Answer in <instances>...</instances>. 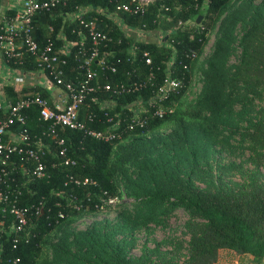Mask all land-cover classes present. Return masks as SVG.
I'll return each instance as SVG.
<instances>
[{
  "label": "trees",
  "instance_id": "1",
  "mask_svg": "<svg viewBox=\"0 0 264 264\" xmlns=\"http://www.w3.org/2000/svg\"><path fill=\"white\" fill-rule=\"evenodd\" d=\"M110 1L109 3V0H70L66 7H59L49 13L37 15L33 19L32 37L38 46L42 47L47 38L46 27L49 25L52 27L49 38L55 46L63 44L64 41L74 42L85 37V46L88 47L89 41L82 29V23L97 17L101 20L98 28L111 38V42L103 49L112 54L106 62L113 64L116 69L114 74H105L107 82L127 83L135 78L144 77L148 73V66H145L140 58L142 51L147 52L158 80L165 74V64L173 56L179 59L181 54L187 50L197 54L203 43L205 29L195 26L181 32L173 31L171 28L175 21L193 18L195 22L199 15L217 16L228 0H155L147 7L143 15L131 16L117 12V24L96 14V10L113 12L114 0ZM174 4L181 8L177 14H173L172 11ZM161 5L167 7L168 12L162 10L157 12ZM78 10L85 12L78 13L77 16H79L71 21L64 17L76 15ZM263 11L264 2L255 6L241 4L222 21L219 38L214 43L203 72V90L198 105L200 110L210 115L209 119L204 122H214L221 116V112L230 109L237 101H241L243 106L249 105L253 100V98H248L249 95L251 97L258 95L260 98L264 94ZM163 16H169L171 22L165 23ZM239 20L247 21L237 43L240 50L239 61L233 71L228 72L224 67V59L231 48L232 29ZM125 28L140 29L143 32L157 30L162 34L156 43H136L131 42L130 38L125 35ZM164 36L167 38L162 41ZM134 43L139 51L129 56L128 48ZM73 52L74 49L66 57V66L63 68L62 75L64 81H73L76 75L77 64L73 61ZM189 64L191 66L192 62ZM93 65L94 63L92 67ZM8 66L24 73L37 70L35 62L28 55H25L24 63L20 67L12 64ZM172 67L176 74L180 75L178 73L180 68L175 64ZM126 73H129V76ZM43 75L40 74L42 78ZM182 80L183 89L178 96L168 99V104L178 103L184 95L190 81L189 73H183ZM101 81L102 79L99 80L100 83ZM4 91L9 103H14L34 93H38L48 103L52 101L50 93L40 86L29 92L13 91L11 87L6 86ZM149 94L150 89L119 96L98 92L89 96L95 101L94 103L86 99L79 108L78 117L85 122L87 112L91 111L95 119L92 123L86 122V124L90 128L102 131L108 127L104 124V112L107 113L106 116L119 119L120 126L116 133L119 134V139L131 137L130 145L127 144L130 154L147 147L144 144H137L135 137L140 138L169 121L176 123V131L157 139V142L162 143L168 150L182 149L185 146L191 148L205 135L200 124H195L190 119L177 118L178 110H174L170 115L163 116L161 119L150 120L148 125L142 129L125 130L124 124L140 109L131 104L140 98L143 101L148 99ZM238 98L241 100H237ZM103 100L110 105L106 110L99 109L97 104ZM85 105L89 108L87 109ZM23 113L24 125L14 124L3 138L6 140L9 134L16 135L22 128H25L30 142L39 139L44 152L42 162L45 164V174L40 179L30 177L25 168H31V165L27 162L23 163L16 155L10 157L14 165H10L8 169L12 168L10 177L14 179L15 184L21 185V195L17 204L28 207L40 202L41 213L31 219L32 226L28 230V240L26 242L17 241L14 249L12 248L13 234L9 230L12 218L7 214L4 215L2 225H0V264H10L8 261L14 258H18L20 264H57L65 239L58 242L52 260H46L40 259L45 245L44 238L83 214L96 213L103 207L100 199L114 196L115 184L110 157L113 145L118 139L112 143H102L85 138L81 132L76 130L57 129L58 136L64 141L66 157L74 161L73 166H64L61 160L54 157L56 152L54 139L41 135L43 131H46L47 123L38 118L37 108L31 106ZM0 117H2L1 113ZM257 117L249 123L250 129H247L246 136L256 151H259L257 157L264 159V105L259 108ZM205 131L208 132L206 129ZM28 146V144L22 145V147ZM29 147L33 149L34 146L30 143ZM45 148L49 152H46ZM138 167L148 171L151 165L142 161V165ZM69 175L78 179L88 178L94 182V185L75 187L71 183H66ZM70 199L75 200L78 209L68 206ZM142 202L165 204L169 209L180 208L190 221L195 222L192 224L188 257L180 264H213L220 249L231 250L237 255H249L252 264L264 262V176L259 172L246 176L242 185L236 189L216 186L208 193L202 192L188 181L169 179L164 186H156L148 191L142 197ZM57 212L62 213V218H57ZM74 242L78 253L87 256L95 264H144L137 259L127 258L118 245L105 239H99L93 231L74 235Z\"/></svg>",
  "mask_w": 264,
  "mask_h": 264
},
{
  "label": "rangeland",
  "instance_id": "2",
  "mask_svg": "<svg viewBox=\"0 0 264 264\" xmlns=\"http://www.w3.org/2000/svg\"><path fill=\"white\" fill-rule=\"evenodd\" d=\"M260 2L264 0H228L217 16L200 15L197 25L193 18L185 20L191 24V28L198 26L205 29V34L201 49L195 54L190 67L189 85L178 103H172V112L178 110L177 118L200 124L205 135L191 148L185 146L168 150L157 139L176 131V123L169 121L140 138L135 137L137 144L147 146L137 153L130 154L128 151L131 137L118 139L110 157L115 203L103 206L96 213L83 214L65 223L60 230L52 231L44 238L40 259L52 260L58 242L65 239L57 264H95L78 253L74 242V235L93 231L99 239L118 245L129 259H137L144 264H180L188 257L192 224L195 222L190 221L180 208L146 204L142 202V197L156 186H164L169 179L188 181L208 193L216 186L236 189L246 176L254 172L264 176V159L257 157L259 151L246 136L249 123L258 118L257 112L264 105V94L260 98L249 95L248 98H253L249 105L243 106L241 101H237L230 109L221 112V116L212 121L213 124L204 122L210 115L200 110L198 105L206 60L219 38L222 21L241 4L255 6ZM180 9L179 5L174 4L173 14L179 13ZM262 15L264 17V11ZM245 22L239 20L232 29L231 48L224 59L228 72L238 64L240 50L237 43ZM124 32L131 42L136 43H156L162 34L157 30L143 32L129 28ZM6 70L8 73L5 72L4 78L11 80L16 72L14 69ZM142 161L150 163L148 171L138 167Z\"/></svg>",
  "mask_w": 264,
  "mask_h": 264
},
{
  "label": "built area",
  "instance_id": "3",
  "mask_svg": "<svg viewBox=\"0 0 264 264\" xmlns=\"http://www.w3.org/2000/svg\"><path fill=\"white\" fill-rule=\"evenodd\" d=\"M9 9L7 13H3L0 17V59L6 66L8 64L20 67L24 63L25 55L30 56L35 62L36 72L43 75V82L40 87L47 92L57 91L56 99L51 96V103H48L44 98L40 97L38 93H34L14 103H6L5 107L0 106V225H2L5 214L9 215L12 220L9 225L10 233L13 234L12 248H15L17 241L24 240L29 237V228L32 226L31 219L38 213H41V203L36 205L19 206L17 201L21 195V185H16L10 173L12 168L8 169L10 165H14L10 161L12 155L20 157L23 163L27 162L31 168L26 167L30 177L40 179L45 174V164L42 162L44 156L43 147L39 139L30 142L29 136L25 128L16 134H9L7 139L3 138L10 127L14 124L24 125V111L31 106H35L38 110V118L42 122L47 123L46 131L42 132V136H50L54 139L56 152L54 157L62 161L64 166H73L74 161L66 157V150L64 141L57 134V129L76 130L82 133L83 137L90 138L102 143H112L120 138L116 133L118 130L119 119L106 116L103 113L104 124L108 127L106 130H95L90 128L87 123H92L95 119L91 111H88L85 116V122L78 117L79 108L84 104L86 99H90L92 103L95 101L89 96L98 92H104L110 96L130 95L138 93L142 90L150 89L149 98L142 100L141 98L131 106H138L140 109L138 113L124 124L125 130L142 129L148 125L152 119H161L163 116L172 113V103L167 101L171 97L178 96L183 89V73H189L190 64L195 53L187 50L182 53L179 59L173 58L166 62L164 67V75L158 80L155 77L154 70L151 65V60L146 51H142L140 58L143 60L145 66H148V73L142 78H135L127 83L107 82L106 73L114 74L116 69L113 64L107 63L106 59L112 54L103 49L111 42L106 33L98 28V23L101 20L93 17L90 20L82 23V29L89 41L88 47L85 46V37L79 38L77 41H64L63 44L55 46L50 40L52 27L47 26V38L42 47L34 41L32 37L33 19L35 16L49 13L56 8L66 7L70 0H8ZM111 1L109 0V3ZM155 0H114L113 12H106L105 10H96V14L100 17L111 20L117 24V12L127 15H143L147 7L153 4ZM162 10L168 12V8L164 5L159 6L157 12ZM85 12L78 10L76 15L70 16L69 20L77 18V14ZM158 17V15H157ZM165 23H170L169 16H163ZM173 31L181 32L184 29H191V24L186 21L178 19L172 25ZM124 30H127L125 28ZM141 31L140 29H133ZM136 43L128 48V55L133 56L139 49ZM74 49L72 54L73 61L77 64L75 67L76 75L73 81H64L62 78L63 68L66 66V57ZM92 63H94L92 67ZM175 64L180 68L177 75L172 65ZM129 76V73H126ZM102 79L104 82L99 80ZM2 80V79H1ZM4 80V79H3ZM13 84L22 83L21 76H14L11 79ZM97 102V101H96ZM99 109L106 110L110 105L106 100L97 103ZM130 105V104H129ZM88 109L89 106L85 105ZM30 143L33 144V149L30 148ZM28 144V147L22 145ZM46 152H49L45 148ZM53 166V165H51ZM12 184L11 186L9 184ZM75 187L94 185V182L88 178H74L67 176V182ZM103 206L113 205L115 203L114 197H106L100 199ZM68 206L78 209L75 205V200L70 199ZM62 213L57 212V218H62ZM10 264H20L18 258L8 261Z\"/></svg>",
  "mask_w": 264,
  "mask_h": 264
},
{
  "label": "crops",
  "instance_id": "4",
  "mask_svg": "<svg viewBox=\"0 0 264 264\" xmlns=\"http://www.w3.org/2000/svg\"><path fill=\"white\" fill-rule=\"evenodd\" d=\"M9 1L8 0H0V17L3 13H7L9 9ZM10 68L2 63L0 59V106L2 108L5 107V104L8 103L6 99L4 88L6 86L11 87L13 91H24L29 92L36 87H39L41 84V76L37 72H27L24 73L19 69H14L16 74L14 76H21L23 82L19 84H13L11 80L4 78L6 70ZM2 79V80H1ZM4 79V80H3ZM54 99L57 97V91H52L51 94ZM213 264H252L251 256L249 255H237L233 251L228 249H220L217 252L216 260ZM259 264H264V262H260Z\"/></svg>",
  "mask_w": 264,
  "mask_h": 264
},
{
  "label": "water",
  "instance_id": "5",
  "mask_svg": "<svg viewBox=\"0 0 264 264\" xmlns=\"http://www.w3.org/2000/svg\"><path fill=\"white\" fill-rule=\"evenodd\" d=\"M200 19H201V16L199 15V16H197L196 17V19H195V24H198L199 23V21H200ZM167 38V36H164V38H163V40L162 41H165V39Z\"/></svg>",
  "mask_w": 264,
  "mask_h": 264
}]
</instances>
